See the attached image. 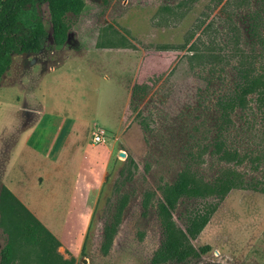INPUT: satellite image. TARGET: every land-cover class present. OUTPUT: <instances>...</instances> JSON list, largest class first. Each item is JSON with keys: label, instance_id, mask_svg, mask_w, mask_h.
<instances>
[{"label": "rangeland", "instance_id": "obj_1", "mask_svg": "<svg viewBox=\"0 0 264 264\" xmlns=\"http://www.w3.org/2000/svg\"><path fill=\"white\" fill-rule=\"evenodd\" d=\"M233 1L221 13L218 0H83L81 12L70 16L63 45L54 46L48 38L37 54L12 55L0 79V190L2 172L9 162L5 152L16 144L21 129L34 127L28 143L43 149L52 143L55 149L75 117L74 128L79 131L68 141L70 151L66 153L73 156L74 150L78 153L85 147L96 156L104 146L112 148L107 162L100 166L101 174L96 171L98 164H93L86 196L83 183L66 182L69 173L59 186L50 187L48 180L43 184L40 178L37 185L31 179L25 182L31 211L46 228L57 229L52 232L59 245L43 263L150 264L152 251L167 234L183 242L190 254L183 262L165 264H264V117L260 112L236 109L230 115L229 140L244 156L240 163L225 164L207 155L193 163L205 179L226 165L239 173L240 185L222 199L181 198L170 211L154 188L156 182H170L182 166L172 154L201 85L197 70L203 58L191 66L187 63L186 39L191 32L195 33L193 39L212 21L204 37L219 41L226 16L238 24L243 35L240 16L249 5ZM40 9L47 25L46 5ZM229 67H218L226 78L231 74ZM40 104L52 116L37 123ZM209 112L205 110L204 118H197L199 123L205 121L192 137L194 141L205 140ZM61 113L68 118L56 126L59 130L54 139L55 117ZM98 130L104 131L105 140L92 143L91 135ZM27 176L32 174L27 172ZM121 194L126 195L127 203L108 248L102 250L103 226ZM207 202H217L216 208L198 235L190 239L177 216ZM86 212V224L80 229L79 218ZM78 235L83 247L72 257L67 246ZM5 241L0 229V248ZM204 244L209 250L200 253L198 246ZM15 258L12 264H43L30 246H21Z\"/></svg>", "mask_w": 264, "mask_h": 264}, {"label": "trees", "instance_id": "obj_2", "mask_svg": "<svg viewBox=\"0 0 264 264\" xmlns=\"http://www.w3.org/2000/svg\"><path fill=\"white\" fill-rule=\"evenodd\" d=\"M221 1L218 0V11L222 13L231 0ZM236 1L249 5L240 16L244 20L243 35L238 24H233L226 16L219 41L204 37L212 27V21L206 22L193 39L195 33L192 32L186 39L187 63L191 66L203 58L197 70L201 85L196 89L191 115L172 154L182 166L170 182L160 181L154 185L170 211H174L181 198L222 199L231 188L239 186L241 176L230 166H222L215 175L205 179L193 163H198L197 160L204 155L225 164L240 163L244 156L232 148L229 140L231 113L236 109L253 108L264 117V0L233 2ZM43 4L48 13L47 25L40 9ZM82 8L83 0H0V79L10 65L12 55L37 54L48 38L54 46L63 45L68 38L70 16H77ZM200 44L203 48L199 47ZM221 64L230 66L229 78L221 74L222 70L218 68ZM133 93L131 90V95ZM251 102L253 106H250ZM205 110L211 111L210 126L204 131L205 140L194 141L192 137L205 121L199 123L197 118H204ZM188 142L193 143L188 145ZM126 203L125 194L116 199L110 218L102 229V250L108 248ZM216 205L217 202H207L200 209L186 210L183 216H177L188 238L194 239L198 235ZM0 229L6 235L0 248V264H12L21 246L35 248L38 260L43 263V259L59 245L56 237L3 185L0 190ZM207 250V244L198 246L200 253ZM189 254L190 249L183 242L164 234L149 262L180 263Z\"/></svg>", "mask_w": 264, "mask_h": 264}, {"label": "crops", "instance_id": "obj_3", "mask_svg": "<svg viewBox=\"0 0 264 264\" xmlns=\"http://www.w3.org/2000/svg\"><path fill=\"white\" fill-rule=\"evenodd\" d=\"M45 104H40L37 110V123H40L42 117H51V112L45 111ZM54 121V139L57 137L58 128L63 123L64 118L66 117L65 114H58L55 117ZM71 128L67 131L66 134L62 135L58 146L54 149V145L52 143L48 144L47 149H43L41 146L35 145L34 143H28L29 136L31 131H33L34 127H29L28 130L21 129L19 136L17 137L16 144L11 146L9 149L6 150L5 155L8 158L9 162L6 166H4L2 172L3 178V186L6 187L17 200H19L25 207H30V211L33 210L31 208L32 202H29V198L25 194V182L31 179L36 185L38 183V178L44 182L48 180L50 183L49 186H59L62 181H65L67 178L68 173L70 177L71 184L73 183H83L84 184V191L86 196V191L89 189L87 183L92 181L93 173H94V166L93 164H98L97 170L100 174L103 172L101 171V165L103 167V163L107 162L112 148L109 146H104L100 151L96 154V156L92 155L91 153H87L85 147L80 151L74 150V155L72 156L71 153H66V151H70L69 144L67 143L76 137V130L79 131V128L74 125H77L75 121V117L71 119ZM80 127V126H79ZM69 134H71L69 136ZM53 139V140H54ZM91 145V143L89 144ZM81 155V156H80ZM79 156V157H77ZM77 161V162H76ZM71 168V170L69 169ZM88 171V173L86 172ZM95 171V172H96ZM31 173L32 177L29 178L27 176ZM83 178V181L80 180ZM41 183V184H42ZM73 187L71 188V198L73 197ZM70 196V194H69ZM30 204V205H26ZM32 212V211H31ZM35 215L34 212H32ZM86 215H89V212L81 213L80 222L81 228L84 227L86 224ZM36 216V215H35ZM37 218V216H36ZM40 221V220H39ZM42 223V221H40ZM44 225V224H43ZM46 227V225H44ZM47 229L54 235L55 233L52 232L55 229L52 226V231L47 227ZM57 239V238H56ZM58 240V239H57ZM61 242V240H60ZM62 243V242H61ZM82 247V239L80 235H78L77 239L75 238L74 244L71 246H67V249L72 253V256L75 255L78 251L80 252Z\"/></svg>", "mask_w": 264, "mask_h": 264}, {"label": "built area", "instance_id": "obj_4", "mask_svg": "<svg viewBox=\"0 0 264 264\" xmlns=\"http://www.w3.org/2000/svg\"><path fill=\"white\" fill-rule=\"evenodd\" d=\"M91 142L92 143H99L105 140L104 131H97L91 135Z\"/></svg>", "mask_w": 264, "mask_h": 264}]
</instances>
